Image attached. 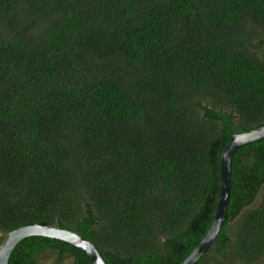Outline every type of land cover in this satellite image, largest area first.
<instances>
[{"label": "trees", "instance_id": "obj_1", "mask_svg": "<svg viewBox=\"0 0 264 264\" xmlns=\"http://www.w3.org/2000/svg\"><path fill=\"white\" fill-rule=\"evenodd\" d=\"M264 126V0H0V246L40 224L107 264H181L221 154ZM165 240V241H164ZM94 264L31 237L10 264ZM197 264H264V138L236 152Z\"/></svg>", "mask_w": 264, "mask_h": 264}, {"label": "water", "instance_id": "obj_2", "mask_svg": "<svg viewBox=\"0 0 264 264\" xmlns=\"http://www.w3.org/2000/svg\"><path fill=\"white\" fill-rule=\"evenodd\" d=\"M263 138L264 126L233 135L224 147L220 159L219 196L213 219L201 241L181 264H197L216 240L226 220L233 157L241 147ZM31 237H47L69 243L86 253L94 264H107L97 247L80 234L57 226L40 224L23 226L8 233L0 246V264H10V257L17 245Z\"/></svg>", "mask_w": 264, "mask_h": 264}, {"label": "rangeland", "instance_id": "obj_3", "mask_svg": "<svg viewBox=\"0 0 264 264\" xmlns=\"http://www.w3.org/2000/svg\"><path fill=\"white\" fill-rule=\"evenodd\" d=\"M48 264H51V263H48Z\"/></svg>", "mask_w": 264, "mask_h": 264}]
</instances>
